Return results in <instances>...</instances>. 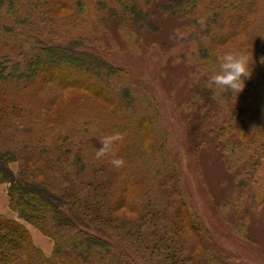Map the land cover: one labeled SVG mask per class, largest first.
I'll return each mask as SVG.
<instances>
[{
	"label": "trees",
	"instance_id": "obj_1",
	"mask_svg": "<svg viewBox=\"0 0 264 264\" xmlns=\"http://www.w3.org/2000/svg\"><path fill=\"white\" fill-rule=\"evenodd\" d=\"M26 1L0 0V181L9 183V206L21 219L50 236L54 240V249L51 255H45L31 241L28 229L21 221L0 214V264H130L123 260V254L115 244L118 240L135 252L139 249L156 252L170 264H226L203 242L204 227L187 216L181 189L174 180L176 173L167 160L163 144L154 145L151 133H146L149 134L146 149L132 144L148 130L147 122L153 120L137 106L130 83H123L124 80L117 83L115 78L124 75V70L98 53L80 49L70 42L47 45L29 41L21 28L9 24L6 17L11 14L16 17L17 25L22 23L21 6ZM58 1L59 6L66 7L70 0ZM73 1L80 4V0ZM116 1L121 12L138 26L153 27L147 12L140 6L141 0ZM144 2H155L163 11L170 9L173 12L196 6V0ZM205 7L210 13L205 29L212 30L208 32L214 35L217 32L218 42L226 41V36L234 29L243 30L249 36L247 42L251 40L255 44L259 55L243 89L248 94L246 101L250 96L248 108L237 104L230 111L226 128L217 127L220 136L229 137L232 133L237 137L236 147L253 152L255 159L245 173L248 176L250 171H255L250 174L254 176L264 161V97L260 95L264 91V63L260 61L264 56V0H208ZM212 55L218 62V53L214 49ZM55 86L83 87L112 104L110 112L103 110L106 129L112 128L113 124L116 126L111 135L121 139V156L129 161L128 166L123 163L117 170L111 168L114 157H108V153L102 156L104 159L95 157L96 160L83 161L80 160L83 157L74 154V164L80 165L77 169H85L86 185L91 189L81 202L72 196L67 186L58 182L50 184L45 177L47 173L53 174L56 162L69 158L66 156L68 148L57 147L48 133L53 131L49 126L53 123L46 125L47 131L40 127L48 112L44 97L50 95ZM249 111L252 114L249 115ZM113 114L115 120L111 118ZM135 116L139 119L135 120ZM256 120L259 121L257 126ZM250 125L255 130L252 135L244 132ZM241 132L246 136L243 137ZM58 139L65 141V135L62 133ZM225 143L234 145L230 137ZM13 160L20 161L17 172L8 166ZM96 161L101 163L96 164ZM31 165L34 170H30ZM107 173L111 174L102 176ZM61 179L64 182L66 175ZM118 183L122 184V190L134 194L132 203L113 201V186ZM121 205L130 212L138 211L139 215L128 219L116 215L114 211ZM170 208L177 211V218L168 216ZM180 216L185 220H180ZM112 222L123 227V237L114 228L103 227L111 226ZM148 227L153 228L150 234L142 236L138 233L139 229ZM180 230L192 232L195 240L188 243ZM141 243L143 246L137 247ZM138 257L143 260L140 254Z\"/></svg>",
	"mask_w": 264,
	"mask_h": 264
},
{
	"label": "rangeland",
	"instance_id": "obj_2",
	"mask_svg": "<svg viewBox=\"0 0 264 264\" xmlns=\"http://www.w3.org/2000/svg\"><path fill=\"white\" fill-rule=\"evenodd\" d=\"M144 1H139L140 6L147 12L152 28L147 25L140 27L126 17L116 0H80V4L70 0L66 7L59 6L58 0H27L21 6L22 23L17 25L16 17L11 14L6 17L9 24L21 28L29 41L47 45L70 42L121 67L125 74L115 78L117 83L123 80V83H130L137 106L153 120L147 122L148 130L143 129L132 144L146 149L149 145V134L146 133H151L154 145L163 144L167 160L176 173L174 180L181 189L187 216L205 228L202 230L205 245L226 264H264V161L257 167L258 174L256 171L254 176H250L255 172L250 171L246 176L245 172L250 170L255 159L253 152L246 150L245 146L244 149L236 147L237 137L232 133L229 137L234 145L229 146L225 143L228 135L223 133L224 136H220L217 130L218 126L226 128L230 111L237 104L248 106L250 96L246 101L248 94L244 90L236 97L231 91L208 88L210 76L219 67L212 58L213 49L218 55L227 49L252 51L255 65L259 58L255 44L251 40L247 42L248 34L239 29L229 33L226 41L218 42L217 32L214 35L208 32L212 30L205 29L210 14L205 7L208 0H196L193 9L176 12L170 9L163 11L155 2L147 4ZM158 1L166 3L169 0ZM232 26H235L234 22ZM260 95L264 97V91ZM44 98L48 112L42 124L53 123L49 125L53 131L48 133L56 141L55 145L69 150L66 162L64 159L56 162L53 174L47 173L45 177L50 184H64L75 199L84 201L91 189L86 185L85 169H77L80 165L74 164L73 155L77 153L83 157L81 161L97 157L103 138L116 129L113 124L107 130L103 118V110L110 112L112 104L83 87L55 86ZM111 118L115 120V114ZM137 118L134 117L135 120ZM257 123L258 120L256 126ZM42 124L40 127L47 131L48 126ZM253 131L254 127L250 125L244 132L252 135ZM62 133L65 135L63 142L58 139ZM241 135L246 136L242 132ZM114 144L108 157L123 159L121 139ZM105 158L107 160V156ZM123 161V166L129 165L128 159ZM98 163L101 162L96 161ZM8 166L15 172L21 167L18 160L8 162ZM29 168L34 170L32 165ZM64 174L66 180L63 182ZM8 185V182L0 181V208H8L7 212L0 214L21 221L34 245L45 255H51L54 240L21 219L9 206ZM113 188V201L133 202L134 194L130 190H122V184L118 183ZM114 213L126 219L139 215L138 211L130 212L123 205ZM169 213L168 216L177 218V211L173 208ZM178 218L185 220L182 216ZM102 220L107 222L104 218ZM103 227L114 228L123 237L124 229L118 222ZM151 231L153 228L148 227L139 229L138 233L143 236ZM180 232L185 234L188 243L195 240L192 232ZM115 244L122 252L123 260L130 264H170L156 252L139 249L137 253L119 240ZM141 246L142 243L137 244V247Z\"/></svg>",
	"mask_w": 264,
	"mask_h": 264
},
{
	"label": "clouds",
	"instance_id": "obj_3",
	"mask_svg": "<svg viewBox=\"0 0 264 264\" xmlns=\"http://www.w3.org/2000/svg\"><path fill=\"white\" fill-rule=\"evenodd\" d=\"M219 62L218 69L212 73L209 78L208 88L219 89L220 91H231L237 95L244 89L245 82L248 80L254 67L253 52L239 49H227L217 56ZM261 63H264V56L260 57ZM118 135H108L103 138L102 146L98 148L97 157L113 151L114 141ZM111 163L115 167L123 165L122 158L114 157Z\"/></svg>",
	"mask_w": 264,
	"mask_h": 264
},
{
	"label": "crops",
	"instance_id": "obj_4",
	"mask_svg": "<svg viewBox=\"0 0 264 264\" xmlns=\"http://www.w3.org/2000/svg\"><path fill=\"white\" fill-rule=\"evenodd\" d=\"M3 205V204H2ZM8 211V208H4V206H3V208H0V213L1 214H4L5 212H7ZM15 216H13V218H14Z\"/></svg>",
	"mask_w": 264,
	"mask_h": 264
}]
</instances>
